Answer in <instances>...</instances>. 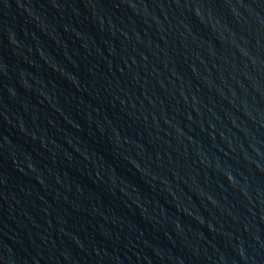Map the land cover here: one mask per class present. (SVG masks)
Segmentation results:
<instances>
[{"label":"water","instance_id":"obj_1","mask_svg":"<svg viewBox=\"0 0 264 264\" xmlns=\"http://www.w3.org/2000/svg\"><path fill=\"white\" fill-rule=\"evenodd\" d=\"M0 264H264V0H0Z\"/></svg>","mask_w":264,"mask_h":264}]
</instances>
